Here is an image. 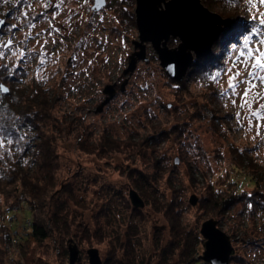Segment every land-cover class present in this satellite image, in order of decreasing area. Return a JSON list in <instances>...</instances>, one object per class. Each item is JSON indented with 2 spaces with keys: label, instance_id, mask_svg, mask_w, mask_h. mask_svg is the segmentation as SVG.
<instances>
[{
  "label": "rangeland",
  "instance_id": "1",
  "mask_svg": "<svg viewBox=\"0 0 264 264\" xmlns=\"http://www.w3.org/2000/svg\"><path fill=\"white\" fill-rule=\"evenodd\" d=\"M106 2L94 11L95 0H0V45L11 41L0 47V86L53 106L39 124L56 138L60 165L58 192L43 209L21 188L0 194V264H70V246L80 254L75 264H90L92 248L103 264H209L201 235L209 220L231 239L230 264H264V120L240 107L244 84L231 94L228 80L237 69L225 74L243 39L260 27L264 2L201 0L231 21L223 33H238L221 52L214 46L215 66L206 74L182 81L166 74L150 42L147 60L125 75L139 51L136 0ZM238 67V79L246 78ZM218 72L219 82L210 79ZM254 82V91L264 92ZM108 86L115 94L103 105ZM260 104L264 99L253 101L252 110ZM23 130L15 140L30 135ZM5 144L0 166L8 154L19 158ZM132 189L145 207L132 205ZM37 218L51 235L42 244L29 241Z\"/></svg>",
  "mask_w": 264,
  "mask_h": 264
},
{
  "label": "water",
  "instance_id": "2",
  "mask_svg": "<svg viewBox=\"0 0 264 264\" xmlns=\"http://www.w3.org/2000/svg\"><path fill=\"white\" fill-rule=\"evenodd\" d=\"M106 0H95L94 11L106 6ZM136 24L140 42H135L139 51L132 55L125 75L133 73L139 60L146 58V42H150L158 54L160 64L166 74L174 80L182 81L196 61L212 55L215 44L224 32V26L231 21L212 12L201 0H136ZM4 21L0 23V30ZM178 38L180 44L170 48V38ZM2 92L8 94L10 88L4 84ZM8 89L4 92L3 89ZM105 93L108 103L115 94V89L108 86ZM129 198L135 208L145 207V201L137 190L132 189ZM197 197L193 196L190 203L197 204ZM214 220L206 221L202 225L201 235L205 241V252L202 259L209 264H230L233 245L230 237L219 229ZM70 264L79 260V251L75 246L69 247ZM90 264H103L99 250H88Z\"/></svg>",
  "mask_w": 264,
  "mask_h": 264
},
{
  "label": "trees",
  "instance_id": "3",
  "mask_svg": "<svg viewBox=\"0 0 264 264\" xmlns=\"http://www.w3.org/2000/svg\"><path fill=\"white\" fill-rule=\"evenodd\" d=\"M237 33V29L233 27L226 30L215 44V51L221 52L225 48L226 39L231 34L236 35ZM217 55L218 52L217 54L215 52L207 58L196 61L189 74H206L209 69L215 66L212 64H215ZM0 74L2 75L1 72ZM22 90L18 88L10 90L8 94L0 93V140L6 142L7 150L14 151L15 157H19L14 160V157L8 154L7 159L2 162L0 166V194L10 197L12 194L8 191L9 189L14 188V193H16L21 188L31 203H37L43 209L51 193L58 192L59 185L58 143L56 138L51 135L50 129L39 124L42 114L50 117L53 106L47 101H37L38 95L33 93L32 98L28 94L29 92L26 93L25 89ZM28 123L31 125L29 126ZM25 128L31 131L30 135L23 137L26 140L22 139L21 142L15 140L18 137L16 133L19 132V129L20 131L24 129L23 132H25ZM101 146L111 151L115 149L106 142ZM145 178V175L140 174V181L145 182ZM174 209L176 208H172V210ZM50 237V231L44 222L37 218L32 223L29 241L42 244Z\"/></svg>",
  "mask_w": 264,
  "mask_h": 264
},
{
  "label": "snow or ice",
  "instance_id": "4",
  "mask_svg": "<svg viewBox=\"0 0 264 264\" xmlns=\"http://www.w3.org/2000/svg\"><path fill=\"white\" fill-rule=\"evenodd\" d=\"M5 2L7 3V0H5ZM229 2L234 3L235 0H229ZM261 2H264V0H261ZM62 3L63 0H61V4ZM248 3L250 7H255L254 0H248ZM49 6V4H45V7ZM56 7L59 8L60 4H57ZM253 19H255V17H253ZM259 25L260 27L253 28L243 39L239 49V55L233 61L232 68L227 69L225 74L232 72L233 68L237 69V71H235L228 80V86L231 89V94L238 95L239 93L237 92V89L241 84H244L246 87L243 90V103H241L240 107L243 108L247 105L252 117H255L257 120H264V104H260L259 109L256 111L252 110L253 101L264 99V92L254 91L257 88V84L254 81L258 80L261 85H264V75L261 74L264 73V39H259L253 42L254 36H264V31H262V29H264V13L260 14ZM10 46L11 41H9L7 45H0V47ZM13 54L15 55L16 53L14 52ZM19 55L23 57L24 53L20 52ZM0 57H2V53H0ZM41 63H44V60H41ZM238 66H242L243 71L247 72V77H251V79H248L247 77L244 79H238L243 74ZM219 75L220 73L218 72L216 75L211 76L210 79L219 82L217 80ZM3 91L7 92L8 89L4 88ZM233 104H235V100H233ZM237 116H239V113ZM249 124H251V119H249ZM257 134L259 135V132H257ZM9 143H11V141H9ZM2 144L3 141L0 140V145Z\"/></svg>",
  "mask_w": 264,
  "mask_h": 264
},
{
  "label": "flooded vegetation",
  "instance_id": "5",
  "mask_svg": "<svg viewBox=\"0 0 264 264\" xmlns=\"http://www.w3.org/2000/svg\"><path fill=\"white\" fill-rule=\"evenodd\" d=\"M5 25V24H4ZM1 31V30H0Z\"/></svg>",
  "mask_w": 264,
  "mask_h": 264
}]
</instances>
